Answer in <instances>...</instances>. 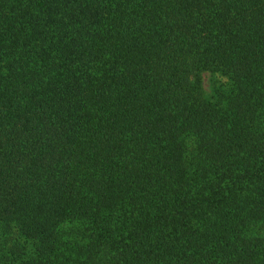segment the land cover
Returning a JSON list of instances; mask_svg holds the SVG:
<instances>
[{"label":"trees","instance_id":"1","mask_svg":"<svg viewBox=\"0 0 264 264\" xmlns=\"http://www.w3.org/2000/svg\"><path fill=\"white\" fill-rule=\"evenodd\" d=\"M0 264H264V0H0Z\"/></svg>","mask_w":264,"mask_h":264},{"label":"rangeland","instance_id":"2","mask_svg":"<svg viewBox=\"0 0 264 264\" xmlns=\"http://www.w3.org/2000/svg\"><path fill=\"white\" fill-rule=\"evenodd\" d=\"M216 82L224 83V80L217 76L212 77L210 74L204 73L202 75V88H203L204 93L209 95L211 92V85Z\"/></svg>","mask_w":264,"mask_h":264}]
</instances>
